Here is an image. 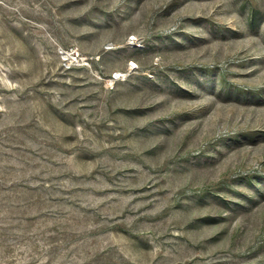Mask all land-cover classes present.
<instances>
[{
  "label": "rangeland",
  "instance_id": "obj_1",
  "mask_svg": "<svg viewBox=\"0 0 264 264\" xmlns=\"http://www.w3.org/2000/svg\"><path fill=\"white\" fill-rule=\"evenodd\" d=\"M0 264H264V0H0Z\"/></svg>",
  "mask_w": 264,
  "mask_h": 264
}]
</instances>
